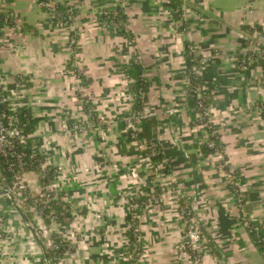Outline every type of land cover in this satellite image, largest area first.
I'll return each instance as SVG.
<instances>
[{
    "label": "crops",
    "instance_id": "0c3cea01",
    "mask_svg": "<svg viewBox=\"0 0 264 264\" xmlns=\"http://www.w3.org/2000/svg\"><path fill=\"white\" fill-rule=\"evenodd\" d=\"M58 1L74 11L72 23L53 19L37 0H0V14L6 16L0 20V72L7 77L4 84L12 102L30 108L36 120L30 134L33 147L60 169L52 188L70 206L66 233L78 235L65 261L129 260V202L157 184L163 190L162 203L137 211L142 254L136 264H264L256 236L242 222L244 212L264 234L263 70L258 61L243 63L239 58L254 54L246 44L249 32L264 31V0H181L178 17L173 0ZM118 6L135 42L100 16ZM187 46L207 59L200 69V94L208 102L227 167L244 188L243 209L219 158L203 150L211 135L208 126L194 123L188 109ZM136 49L145 65L148 105L156 113L170 173H162V164L144 155V141L131 140L121 125L132 104L124 69ZM17 78L24 81L18 89ZM65 123L78 129L66 132ZM6 179L0 168V212L8 230H22L25 220L32 233L15 239L20 262L10 258L2 264H37L25 255L44 251L38 222L51 237L62 226L34 214L31 207H14L5 192ZM25 179L31 190L42 188L39 172L28 171ZM181 195L192 204L211 241L212 250L208 245L200 259L186 249Z\"/></svg>",
    "mask_w": 264,
    "mask_h": 264
},
{
    "label": "built area",
    "instance_id": "2783aa9c",
    "mask_svg": "<svg viewBox=\"0 0 264 264\" xmlns=\"http://www.w3.org/2000/svg\"><path fill=\"white\" fill-rule=\"evenodd\" d=\"M58 0H37V4L39 7L44 8L46 7L48 13L53 19L56 20H66L70 23L73 22V19L75 17L74 11L67 7L66 10H61L57 7L56 3ZM183 2H186L187 0H182ZM60 2V1H59ZM104 11V10H103ZM102 11V12H103ZM178 16H180V8L177 10ZM115 15L119 14L120 11H113ZM184 20V19H183ZM114 23V22H113ZM118 25V24H117ZM248 42L246 44L253 47L254 54L252 55H244L242 54L239 56L240 61L243 63H247L248 60L258 61L259 65L262 67L263 74H262V83L264 84V31H261L259 29H254L249 32L248 35ZM72 47L75 44V37H72L71 40ZM137 53L138 59L143 62L142 56L138 49L134 51L133 54ZM207 62V59L204 57H200L197 59V62L193 66V69L200 72V69L204 66V64ZM6 78L2 73L0 72V154L5 158L7 163V169L12 174L13 177V183L10 186H5V192L6 195L12 199V203H14V207L20 208L22 206L23 202V194L26 192V190H30L32 197L34 199V204L31 206V210L36 211L40 214V216H43V209L46 207L45 203L50 201L51 199H59L56 195L55 190L52 188V183H49L47 185H42L41 189L37 191H33L29 188L26 179L25 174L27 171H25L26 166L28 165V162L24 159L23 154L18 151V149L15 146V140H17L19 143H25L28 138H30V135L25 130V124H23L18 116V105H16L11 100V96L8 94L7 89L5 88V81ZM127 79V78H126ZM128 81V80H127ZM22 84H24V81L22 78L16 79V89H18ZM201 87V86H200ZM200 87L197 88L198 92V100H197V106H196V120L194 123H204L208 126L210 130V126L205 122L206 118H208V122L212 125L209 114H208V105L205 104V98L202 97L200 94ZM194 90L193 86L190 83L189 77L187 79L186 83V95L189 92H192ZM132 92V103H133V95L136 93L134 90H130ZM6 105L5 110H1ZM132 105V104H131ZM126 116L127 121V130H132L131 137L134 138L133 140H142L137 139V130L141 128V125L144 123V121L147 118L156 116V113L149 109V106L143 107V110L140 115H132L130 111L128 112ZM213 127V125H212ZM62 128L64 131L68 132L70 130H77V125H69V123H65L62 125ZM211 137L214 135L213 132H211ZM144 141V140H143ZM145 145V142H143ZM205 145L210 147L214 150L213 154H215L219 158V166L222 168L224 165H227L226 163V157L223 154V147L221 145H216L215 141L213 140H206ZM143 145V148H144ZM34 148V147H33ZM41 153V152H40ZM43 155V154H42ZM44 160L42 162V167L39 171L40 177H44L46 175V166L49 163L46 156H44ZM18 169V170H17ZM58 169V174L60 169ZM224 175L226 179L234 184L237 182L236 177L231 176L228 171L224 170ZM3 181L6 179V176L2 174ZM55 181V180H54ZM236 191L238 195L236 196V202L240 208L243 209L244 205V188L241 185H237ZM54 192V194L52 193ZM140 195L136 196L139 197ZM183 196V195H181ZM37 197L44 198L43 202L44 204L41 206V209L39 208L38 201L39 199ZM135 197V198H136ZM64 200V199H63ZM65 201V200H64ZM163 201V194L161 198H155L154 202H151L152 204H161ZM150 204V203H149ZM191 208H187L186 206L179 205L180 210V220L184 226V236L186 240V245L189 246L192 250H194V253L192 254V257L194 259H200L202 254L205 252H208V239L204 235V230L202 228V225L200 223L199 217L197 213L195 212L192 204L190 203ZM143 207V205L139 203H134L132 206V209L134 210V213L131 216V221L128 222L127 225V231L129 229H132L134 232V235L136 237L135 241L130 242L129 241V249L128 253L130 254L129 260H134L133 264H136V261L139 259V256L142 254V247H141V241H140V229L138 226V216L137 211ZM130 210L128 211V213ZM2 215V214H1ZM4 216V215H3ZM5 217V216H4ZM1 218V217H0ZM6 218V217H5ZM242 222L246 227H252L253 221L252 218L249 217L246 213L243 212L242 216ZM59 234L66 240H70L74 243L75 239H77V234L70 232V235L66 233L61 229L59 231ZM2 235V234H1ZM3 236V235H2ZM52 245L49 247L50 249L55 248V242L53 241V237H51ZM75 238V239H74ZM259 242L264 247V236L259 238ZM73 249H66L64 251L63 255H58L52 260H48L49 264H72V262L65 261L64 256L66 254H71ZM45 257H47L45 255ZM48 259V258H47ZM46 260V259H45Z\"/></svg>",
    "mask_w": 264,
    "mask_h": 264
},
{
    "label": "trees",
    "instance_id": "16d2710c",
    "mask_svg": "<svg viewBox=\"0 0 264 264\" xmlns=\"http://www.w3.org/2000/svg\"><path fill=\"white\" fill-rule=\"evenodd\" d=\"M181 4V0H173V7L176 9L175 17H178V9L179 5ZM57 7L61 10H66L67 7L64 6L61 2L57 1L56 3ZM43 10H47L46 7L42 8ZM120 11L119 14L115 15L113 11ZM100 16L107 19L110 22H114L118 24V32L128 38L130 41L135 42V37L132 34V32L127 28L126 26V15L123 11V8L118 6L116 8H107L102 13H100ZM6 16L4 14H0V20H4ZM8 22L14 23L13 19L8 18ZM74 37L76 38V35L74 34ZM200 55H196L191 47H186V60H187V72L188 77L190 80L191 85L193 86L194 90L192 92H189L187 94V106L188 109L191 111L193 116V122L196 120L195 111L197 106V100L198 98V92L197 88H199L203 84V75L201 73H198L193 69V66L197 62V59L200 58ZM125 76L127 78V86L128 89L136 91V93L133 95V103L130 108V113L132 115H140L143 107L149 106L148 105V84L147 79L145 76V65L142 61L138 59L137 53L132 54L129 60V65L124 69ZM205 104L208 105V102L206 99ZM262 107H264V103H261ZM6 105L1 109L5 110ZM88 108V106H86ZM18 116L23 124H25V130L30 135L33 130V126L36 123V120L33 118L30 108L24 107V106H18L17 108ZM129 114V113H128ZM125 115L121 119V125L122 128H127V121H126ZM154 117L147 118L144 123L141 125V128L137 130V139H142L145 142L143 153L145 156H148L150 159L154 160L157 163L162 164V167L160 171L162 173H170V167L166 161V157L164 154V150L160 144L159 138L157 136V127L156 122L154 120ZM205 122L210 126V131L214 133L211 137H209V140L215 141L216 145H221L222 143L219 140V136L217 133V130L212 127V125L208 122V118H206ZM132 130H129V137L131 140L134 138L131 137ZM15 146L18 149L19 152L23 154L24 159L28 162V165L25 168V171H36L39 172L42 167V162L44 160V157L40 151L33 148L31 139L28 138L25 143H19L17 140H15ZM203 150L206 153H213L214 150L208 147L207 145L203 146ZM0 168L2 170V174L6 175V185L10 186L13 183V177L12 174L7 169V163L5 158L0 154ZM58 167L53 166L52 164H48L46 166V175L41 178V182L44 185H47L49 183L54 182L56 177L58 176ZM222 169L228 171V173L231 176L236 175V173H232L227 165H224ZM18 170V169H17ZM240 183L235 182L234 184H230L231 189L233 190L235 196L238 195L236 191L237 185ZM54 194V192H52ZM163 194L162 187L160 185H155L153 190L149 194H143L139 197L133 198L129 202V210L130 212L127 215L126 222L131 221V216L134 213V210L132 209V206L134 203H139L143 206H146L147 204L154 202L155 198H161ZM30 190H26V192L23 194V202L22 206H26L27 210L29 211V208L34 204V199L32 197ZM39 199L38 204L39 208L41 209V206L44 204L43 200L44 198L37 197ZM179 205L186 206L187 208H191L190 203L186 200L184 196L179 197ZM45 208L43 209V216L47 218L48 222H50V218H53L56 222H59L62 226L63 232H65L66 225L68 222L72 220V215L70 211L69 203L62 200V199H51L47 203H45ZM259 226H257L256 223L252 224V227H248L249 231L252 232L256 236V242L261 248L263 255H264V247L259 242V238L264 236V234L260 233L258 230ZM204 230V229H203ZM37 231V230H36ZM129 235V241L133 242L135 241L136 237L134 235V232L132 229L128 230ZM204 235L208 239V245H211L210 239L207 237L204 231ZM53 241L55 242V248L50 249L46 245H43L44 253L46 254L48 260L54 259L58 255H63L64 251L66 249H73L75 247V243L71 242L70 240L64 239L60 234H53ZM78 237V236H77ZM41 239V238H40ZM211 248V246H210ZM186 249L190 251L191 253H194V250L189 248L188 245H186ZM212 250V248H211ZM134 260H126L123 261L121 264H133Z\"/></svg>",
    "mask_w": 264,
    "mask_h": 264
},
{
    "label": "rangeland",
    "instance_id": "374dc122",
    "mask_svg": "<svg viewBox=\"0 0 264 264\" xmlns=\"http://www.w3.org/2000/svg\"><path fill=\"white\" fill-rule=\"evenodd\" d=\"M33 212L35 214L34 210H33ZM1 214L2 213L0 212V217H1L0 218V264H2L3 259L9 260L10 258L18 260L20 262V259H22V257H21L22 254H16L19 251L18 250L19 246L17 245L18 242L17 241L15 242V239L16 238L18 239L19 237H29L31 235L32 232H30V229H29V223L30 222L24 220L21 224V226L24 227V228H22V230L21 229L17 230L16 229L17 227H16L15 229H13V231H9L7 220L3 216L4 214H2V215ZM37 227L41 228L42 231H39L38 229H37V231H38L39 235L41 234V236L45 239L44 240L45 244L48 245V247H50L52 245L50 233H49L50 231L46 228V226L43 223H40V225H39V222H38ZM54 229L57 230L58 228H54ZM51 231H53V230H51ZM13 247L17 250H14ZM45 255L46 254L42 250H38V251L29 250L27 252V254L25 255V257L32 260L33 262H35L37 264H49L48 259H47V257H45ZM22 263H23V261L21 262V264Z\"/></svg>",
    "mask_w": 264,
    "mask_h": 264
}]
</instances>
